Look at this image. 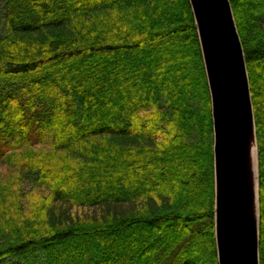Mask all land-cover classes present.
Segmentation results:
<instances>
[{"label": "trees", "instance_id": "1", "mask_svg": "<svg viewBox=\"0 0 264 264\" xmlns=\"http://www.w3.org/2000/svg\"><path fill=\"white\" fill-rule=\"evenodd\" d=\"M3 3L0 264H219L190 1ZM230 3L256 118L264 264V0Z\"/></svg>", "mask_w": 264, "mask_h": 264}, {"label": "water", "instance_id": "2", "mask_svg": "<svg viewBox=\"0 0 264 264\" xmlns=\"http://www.w3.org/2000/svg\"><path fill=\"white\" fill-rule=\"evenodd\" d=\"M212 106L219 264L260 263V167L244 48L230 0H189Z\"/></svg>", "mask_w": 264, "mask_h": 264}, {"label": "rangeland", "instance_id": "3", "mask_svg": "<svg viewBox=\"0 0 264 264\" xmlns=\"http://www.w3.org/2000/svg\"><path fill=\"white\" fill-rule=\"evenodd\" d=\"M4 25H5V7L3 0H0V35L4 34ZM31 189L30 179L25 181V190ZM44 259L41 254L30 255L26 260H9L6 264H43Z\"/></svg>", "mask_w": 264, "mask_h": 264}]
</instances>
